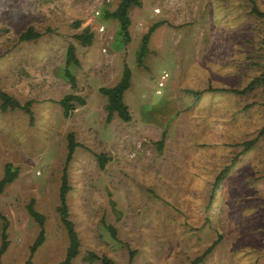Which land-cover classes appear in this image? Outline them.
<instances>
[{"label":"rangeland","instance_id":"rangeland-1","mask_svg":"<svg viewBox=\"0 0 264 264\" xmlns=\"http://www.w3.org/2000/svg\"><path fill=\"white\" fill-rule=\"evenodd\" d=\"M116 1L0 0V90L30 100L32 118L21 108L0 110V176L6 161L17 171L0 192L7 223L0 264L64 256L55 210L63 166L79 241L70 264H101L89 251L114 264H186L216 237L197 264H264V129L242 145L264 126V14L250 10L255 3L264 11V0H139L128 10L127 41L101 10ZM84 26L93 36L81 45L72 34ZM27 27L38 35L20 40ZM69 42L78 59L68 65L74 87L62 75ZM124 66L130 119L106 122L98 88L115 84ZM251 79L243 92L219 89ZM66 93L85 100L68 116L57 103ZM68 131L77 144L64 163ZM94 152L108 157L103 168ZM29 198L44 215V238L32 252L38 224L26 211Z\"/></svg>","mask_w":264,"mask_h":264},{"label":"trees","instance_id":"trees-1","mask_svg":"<svg viewBox=\"0 0 264 264\" xmlns=\"http://www.w3.org/2000/svg\"><path fill=\"white\" fill-rule=\"evenodd\" d=\"M139 0H117L114 7H105L104 5L101 7L103 16L105 18H109L112 20L116 26L118 34L124 39H129V30L128 26L130 23V17L128 14V10L133 5H138ZM251 12H254L258 15H263L264 11H260L255 3H251ZM78 22L75 23V26H77ZM157 25V23H153L147 27L145 32L141 35L140 41V48L138 52V57L140 58L141 55L144 53L147 45V39L150 34V32L153 30V28ZM38 32L31 29V27H27L24 31L19 33L18 38L21 39H29L31 37L37 36ZM93 33L88 29L87 26H84L80 32L73 33L72 38L76 42H78L81 45L89 44L92 40ZM77 64L78 59L75 55V47L73 42H69L66 45V51H65V58H64V67L62 71V75L67 78L69 81L70 86L75 85V76L71 71L68 69L69 64ZM254 82V79H251L249 82H247L242 88H219L220 90H228L232 91L234 93L243 92L247 89H249ZM129 86V70L126 66H124L122 70V74L120 78L117 80V82L111 86L105 87L100 86L98 88L99 92L104 94L106 96V102L104 104L105 109V115L104 120L106 122L110 121L113 115H116L118 118L127 121L130 119V113L128 110V107L126 103L122 99V93L123 91ZM200 90L193 91L194 96L196 97ZM30 100H26L23 103L18 102L16 99L12 98L8 93H6L3 90H0V110L3 111L6 108H21L26 111V113L29 114V122H31L32 118L30 116V111L28 109V102ZM57 103L61 107L62 114L64 116H68L71 111L74 109L75 105H82L85 103V100L82 96L76 94V93H66L62 97H60L57 100ZM264 129V126L258 130L256 135L253 137L244 140L242 142L243 148L250 147L257 139V137L261 134L262 130ZM66 137V152L64 157V163H66L73 152V149L75 145L77 144L74 140L73 133L71 131H68L65 135ZM93 156L95 157L97 164L100 168L104 167L105 162L107 161L108 157L104 152H94ZM228 168V165L223 166L221 169L217 171V173L214 176L212 187H215V185L222 179L224 174L226 173ZM16 168L11 167V163L9 161L4 162L3 164V173L0 176V192L2 191L3 187L9 183L15 176H16ZM68 189L67 180H66V173L64 166L62 168V172L60 175V181L58 184L57 189V203L55 205V210L58 214V218L60 223L62 224L65 234L67 236V245L65 248V254L61 258V260L57 261L56 263H40V264H70L71 258L76 254L77 247H78V236L76 234V230L74 229L73 222L69 218L68 215V208L66 204V192ZM26 211L29 215L33 217V219L38 224V231L36 236L34 237L32 243L29 246V251L32 252L35 247L43 240L44 238V215L35 209L33 206V198H29L28 202L25 205ZM0 218L2 219L1 227H0V253L5 250L7 245V239H6V220L4 215L0 212ZM108 231L111 235H114V229L111 226H106ZM217 237L211 241L209 245H207L203 251L194 256L190 261H188L186 264H197L200 262L205 254H207L214 244L217 242ZM130 254H132V251H130ZM87 258L88 260H92L94 258H98L101 262V264H114V262L108 258L105 255L97 256L92 251L87 252ZM22 264H34L29 262L28 260L25 261Z\"/></svg>","mask_w":264,"mask_h":264},{"label":"built area","instance_id":"built-area-1","mask_svg":"<svg viewBox=\"0 0 264 264\" xmlns=\"http://www.w3.org/2000/svg\"><path fill=\"white\" fill-rule=\"evenodd\" d=\"M153 10L156 12L158 11V7H153ZM94 14H99V11L98 10H94ZM104 30V26L102 24H99L97 26V31L98 32H101ZM102 52L105 51V48L104 47H101L100 49ZM166 77V72L165 71H162L160 76H159V79L156 81V92H160V87L163 85V79Z\"/></svg>","mask_w":264,"mask_h":264},{"label":"crops","instance_id":"crops-1","mask_svg":"<svg viewBox=\"0 0 264 264\" xmlns=\"http://www.w3.org/2000/svg\"><path fill=\"white\" fill-rule=\"evenodd\" d=\"M112 21V20H111ZM113 22V21H112ZM113 24L115 25V23L113 22ZM112 27H113V25H112Z\"/></svg>","mask_w":264,"mask_h":264}]
</instances>
